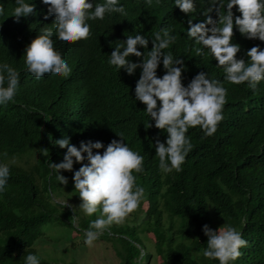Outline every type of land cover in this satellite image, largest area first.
Masks as SVG:
<instances>
[{"label": "trees", "instance_id": "16d2710c", "mask_svg": "<svg viewBox=\"0 0 264 264\" xmlns=\"http://www.w3.org/2000/svg\"><path fill=\"white\" fill-rule=\"evenodd\" d=\"M25 2L35 5V13L17 22L12 16L16 0H0V64L8 63L20 74L14 100L0 105V163L10 168L0 190V264H25L29 253L37 255L40 264H64L43 256L35 247L44 227L57 221L71 232L85 234L90 222L98 218L99 212L86 217L79 209L74 213L69 203L54 200L64 185L50 165L62 162L67 152L54 141L66 137L77 147L82 141L102 142L105 147L94 153H103L113 139H124L144 157L143 171L134 175L145 196L129 215L133 220L114 224L98 238L112 243L119 264H152L155 255L161 259L158 264H219L203 256L208 240L205 224L216 231L230 225L242 233L247 246L230 264H264V80L255 90L247 82L229 83L210 51L188 36V21H205L204 13L212 8L213 0H194L196 11L191 14L182 12L175 0H152L150 7L146 0H119L127 15L111 12L102 20H88L90 37L76 43L58 39L55 14L48 15L49 6L43 0ZM223 3L226 6L228 0ZM237 9L233 8L235 16L240 15ZM221 11L226 13V7ZM211 15L218 19L215 11ZM43 27L52 29L54 47L71 68L67 77L46 74L37 79L27 71L26 48ZM161 29H169L176 37L163 51L183 59L177 66L183 68L185 86L204 72L227 89L224 119L217 132L205 136L200 127L189 128L186 135L192 150L181 171L169 173L159 169L155 147L157 140L166 144L169 134L155 127L146 105L135 99L142 68L130 75L109 63L115 47L126 46L127 36L147 38V49L138 45L146 54L154 46V33ZM234 32L233 43L240 45L238 59L250 62L247 51L253 46L264 50V41L249 39L238 28ZM127 59L140 63L143 57ZM165 72L161 58L158 77ZM147 123L152 127L146 128ZM84 155L82 163L86 164ZM82 163L74 158L70 173ZM69 177L73 179L74 174ZM73 215L76 223H72ZM150 232L154 251L145 239Z\"/></svg>", "mask_w": 264, "mask_h": 264}, {"label": "clouds", "instance_id": "9594fccd", "mask_svg": "<svg viewBox=\"0 0 264 264\" xmlns=\"http://www.w3.org/2000/svg\"><path fill=\"white\" fill-rule=\"evenodd\" d=\"M14 14L17 22L20 17L35 13V5L16 0ZM48 5V15L55 14V30L58 39L67 43L86 40L91 35L88 20L104 19L106 13L118 12L127 15L119 0H104L103 3L93 4L91 0H43ZM152 5V0H146ZM175 5L186 13L196 11L194 0H175ZM238 6L240 15L235 16L233 8ZM226 7V13L221 9ZM215 11L218 19L211 13ZM3 9L0 8V13ZM206 20L194 23L188 21V36L196 43L207 48L211 55L222 67L225 79L232 84L248 83L255 90L264 80V50L253 46L247 51L250 62L238 59L240 45L233 43L234 29L249 39L258 38L264 41V0H213L212 8L204 13ZM47 19V16L45 17ZM210 26V27H209ZM51 28L43 27L39 34L26 48L27 71L35 78H43L46 74L67 77L71 68L63 59L62 54L54 47ZM176 37L169 29H161L154 33L153 47L146 54L138 49L139 46L148 48L149 40L143 35L127 36L125 45H118L111 52L109 63L119 69L125 68L128 74H134L137 67L142 68V74L135 88V99L146 105V112L155 121V127L166 130V144L156 141V156L159 159V169L164 173L172 170L181 171L186 156L192 150V143L186 135L189 128L200 127L205 136L214 135L220 122L223 121V108L227 103V89L218 79H210L207 73L200 72L185 86L183 81V59H174L171 52L163 50L174 43ZM123 49V50H122ZM202 54V49H197ZM130 55L143 57L142 62H131ZM163 62L166 69L161 77L157 69ZM20 74L8 63L0 64V105L14 100L19 84ZM152 127L151 123L145 124ZM122 138L123 134L118 133ZM51 140V136L49 137ZM67 152L60 163H52L50 167L59 172L57 180L67 185L68 178L60 174L61 170L72 171L75 162L85 160L74 173L75 191L82 203L79 208L88 216L99 212L97 219L90 222L86 230L85 244L93 246L101 234L111 226L124 223L126 218L136 211L145 196V189L137 184L134 173L143 171L144 157L131 149L124 139H113L103 153L94 149L104 148L100 141L81 142L80 147L70 143L66 137L54 141ZM48 155L47 148L42 151ZM10 175L8 164L0 163V190L3 189ZM68 206V203L66 204ZM65 206V207H66ZM75 213V208L73 207ZM72 223L78 219L72 216ZM208 237L207 248L203 256L216 259L219 264H230L241 256L240 249L247 246L242 233L233 226H221L218 231L209 225L203 226ZM25 264H40V258L32 253L26 255Z\"/></svg>", "mask_w": 264, "mask_h": 264}, {"label": "rangeland", "instance_id": "374dc122", "mask_svg": "<svg viewBox=\"0 0 264 264\" xmlns=\"http://www.w3.org/2000/svg\"><path fill=\"white\" fill-rule=\"evenodd\" d=\"M74 174L70 171L62 170V175L68 178L67 185H64L63 193H55L58 197L54 200L59 202H67L76 210H81L79 205L82 203L79 194L75 192L74 180L69 177ZM147 205L145 204L144 207ZM81 212L86 217L82 210ZM92 216V215H91ZM99 216V214H98ZM133 220V215L128 216L124 223ZM43 235L36 242L35 247L43 256L56 260L64 264H119L120 258L117 256L111 242L104 239H97L93 246L89 247L85 244L86 236L82 231H73L64 225L52 221L44 227ZM152 233L145 236L150 249L154 251L152 246ZM160 257H153L152 264H158Z\"/></svg>", "mask_w": 264, "mask_h": 264}]
</instances>
